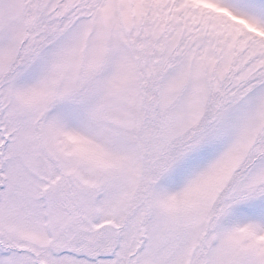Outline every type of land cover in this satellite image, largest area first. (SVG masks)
Masks as SVG:
<instances>
[{"label":"snow or ice","instance_id":"obj_1","mask_svg":"<svg viewBox=\"0 0 264 264\" xmlns=\"http://www.w3.org/2000/svg\"><path fill=\"white\" fill-rule=\"evenodd\" d=\"M0 264H264V0H0Z\"/></svg>","mask_w":264,"mask_h":264}]
</instances>
